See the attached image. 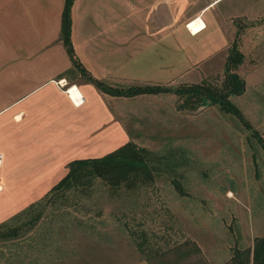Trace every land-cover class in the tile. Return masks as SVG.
I'll list each match as a JSON object with an SVG mask.
<instances>
[{
  "label": "crops",
  "instance_id": "crops-1",
  "mask_svg": "<svg viewBox=\"0 0 264 264\" xmlns=\"http://www.w3.org/2000/svg\"><path fill=\"white\" fill-rule=\"evenodd\" d=\"M64 3L0 0V223L44 195L69 160L100 156L129 140L120 99L144 93L110 94L91 78L118 87L170 86L175 77L204 83L222 71L233 40L243 54L241 76L251 43L245 37L264 25V0H71L70 40L84 75L60 39ZM70 84L79 103L64 90ZM168 92L146 94L160 101ZM75 238L0 237V264H76L87 257L85 246L62 248ZM106 254L89 264H113ZM119 264L147 262L138 255Z\"/></svg>",
  "mask_w": 264,
  "mask_h": 264
},
{
  "label": "rangeland",
  "instance_id": "rangeland-1",
  "mask_svg": "<svg viewBox=\"0 0 264 264\" xmlns=\"http://www.w3.org/2000/svg\"><path fill=\"white\" fill-rule=\"evenodd\" d=\"M251 34L239 69L244 89L229 96L243 120L207 99L188 112L184 109L198 103L187 107L185 96L170 91L160 101L146 93L122 97L129 140L163 156L157 171L132 187L92 178L57 198L35 232L21 234H77L62 248L76 252L75 241L82 243L87 257L78 264L106 253L113 264L123 263L144 254L138 242L146 253H159L192 240L199 248L198 264H221L234 247L251 246L264 231V148L257 139L260 135L264 142V25ZM224 77L222 68L204 83L219 87ZM182 81L175 77L166 83L187 84ZM153 264L161 263L155 258Z\"/></svg>",
  "mask_w": 264,
  "mask_h": 264
},
{
  "label": "trees",
  "instance_id": "trees-1",
  "mask_svg": "<svg viewBox=\"0 0 264 264\" xmlns=\"http://www.w3.org/2000/svg\"><path fill=\"white\" fill-rule=\"evenodd\" d=\"M70 3L71 0H65L63 6L60 39L70 57L71 64L85 75L87 73L75 56L70 42ZM242 57L243 54L237 48L236 40H233L227 48L223 64L225 77L223 84L219 87L206 83L179 84L174 87L159 84L118 87L91 79L102 91L114 95L132 96L139 93L172 91L174 94L185 96L187 107L196 106L193 104L197 103L198 106L202 99H208L210 103L218 104L221 110L232 113L243 120L239 109L229 100L230 95L239 94L244 89V79L235 71ZM246 124L248 126V122ZM257 139L264 148L260 135H257ZM162 157L144 146H137L135 142L127 140L100 156L73 158L66 163L65 173L49 188L47 193L30 202L11 220L0 223V237L21 234L30 229L35 232L45 221V216L53 210L52 203L57 198L68 197L67 192L83 185H89L92 178H99L112 186L124 182L128 187H132L142 183L150 178L151 171H157L159 160ZM172 181L180 189L176 179ZM140 243H137L139 247L137 249L140 253H144L142 257L147 264H153L155 258H158L161 264H198L201 262L199 248L192 240H183L159 253L150 251L146 253ZM221 264H264V231L252 239L251 246L234 247L229 258Z\"/></svg>",
  "mask_w": 264,
  "mask_h": 264
},
{
  "label": "built area",
  "instance_id": "built-area-1",
  "mask_svg": "<svg viewBox=\"0 0 264 264\" xmlns=\"http://www.w3.org/2000/svg\"><path fill=\"white\" fill-rule=\"evenodd\" d=\"M193 20L194 19H191V20H189V21H187L185 23V26L187 27L188 30H190V28L188 27V25ZM57 81H60V80H57ZM64 90L72 98V100H73L74 103H79L80 102L81 97H80V94L77 91L75 85H73V84L67 85V86L64 87Z\"/></svg>",
  "mask_w": 264,
  "mask_h": 264
},
{
  "label": "water",
  "instance_id": "water-1",
  "mask_svg": "<svg viewBox=\"0 0 264 264\" xmlns=\"http://www.w3.org/2000/svg\"><path fill=\"white\" fill-rule=\"evenodd\" d=\"M208 100V99H207ZM209 101V100H208ZM205 104H201V105H199V106H197V108L196 109H193V110H190V109H184V110H186V111H188V112H190V111H195V110H197L198 108H200V107H203Z\"/></svg>",
  "mask_w": 264,
  "mask_h": 264
}]
</instances>
